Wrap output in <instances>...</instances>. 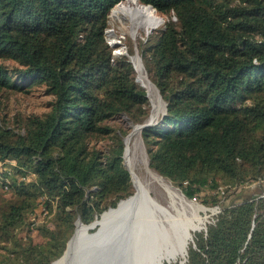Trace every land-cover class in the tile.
I'll use <instances>...</instances> for the list:
<instances>
[{"label":"trees","instance_id":"trees-1","mask_svg":"<svg viewBox=\"0 0 264 264\" xmlns=\"http://www.w3.org/2000/svg\"><path fill=\"white\" fill-rule=\"evenodd\" d=\"M120 1L0 0V264H51L78 217L134 192L124 139L151 104L105 37ZM138 1L165 16L139 44L165 104L139 132L148 166L220 206L163 264H264V0ZM34 87L44 110L9 108Z\"/></svg>","mask_w":264,"mask_h":264},{"label":"bare ground","instance_id":"bare-ground-1","mask_svg":"<svg viewBox=\"0 0 264 264\" xmlns=\"http://www.w3.org/2000/svg\"><path fill=\"white\" fill-rule=\"evenodd\" d=\"M122 16L128 18L129 23L125 28L131 34L135 33L137 27L149 29L161 23L151 7L138 0H127L113 8L111 18L120 19ZM108 33L116 47L119 40L115 38L113 29H108ZM132 60L141 85L152 96L153 84L148 80L139 56L133 55ZM152 98L154 111L160 100L154 96ZM128 138L125 157L132 173L133 194L104 211L97 218L94 230L89 231L85 225L78 223L65 255L52 264H129L125 263L127 261L123 257H114L118 248L125 249L128 238L136 243L138 250L137 257L130 264H163L182 256L192 232L204 224L205 218L200 215V210L203 211L205 207L187 199L162 175L150 169L145 160L147 178H142L134 170L129 159ZM151 182L158 183L166 190L170 196L169 205L162 204L152 195Z\"/></svg>","mask_w":264,"mask_h":264},{"label":"rangeland","instance_id":"rangeland-1","mask_svg":"<svg viewBox=\"0 0 264 264\" xmlns=\"http://www.w3.org/2000/svg\"><path fill=\"white\" fill-rule=\"evenodd\" d=\"M126 1L127 0H122V1L118 2L117 4H115L112 7V9H111V11L109 13L108 26H107V28L105 30V37H106V40H107V42L109 44L113 43L112 40H111V35L108 33V29H113L115 38L119 40L118 45L116 47L113 46L114 50L118 51L120 54H124V53L126 54L127 53V54L131 55V58H132L133 55L136 54L135 52H137V55L141 59L139 44L144 42L146 40V38L148 37V35L151 34L153 30L159 29V28H161L163 26L164 21H165V16H163L162 14H160V13H158V12H156L154 10L156 12V14L160 17L161 23L154 25L155 28L152 29V30H150L151 28L145 29L144 27H137L135 33L131 34L125 28V25L127 23H129L127 17H126L127 19L124 18L125 16L124 17L122 16V18L120 17V19L111 18V12H112L113 8L115 6H117L119 3H121V2L124 3ZM130 50H131V52H130ZM140 61H141V65L144 68L142 59ZM135 70H136V73H137L136 74L137 81L140 82V80L138 78L137 69H135ZM145 74H146V72H145ZM140 84H141V82H140ZM153 88H154V91H153L152 96L146 90L147 91V96H148L150 104H151V113H150V115L154 114V116L151 118V122L152 123H154L157 120H159L160 117L162 116V114L165 112V104H164V102H163L158 90L156 89V87L154 85H153ZM39 90L40 89H38V87H34L30 91V93H28V94L15 93V94L11 95L10 101L8 102L9 108L11 110H14L16 107L24 109V110H40V111L44 110V108H45L44 107V102L47 99V97L41 95ZM153 96L156 99L159 98L158 101L160 100V102H158V104H157V108H155L154 111H153V101H152L153 100V98H152ZM150 115H149V117H150ZM149 117H148V119H149ZM148 119H147V121H148ZM135 126L136 125H134L132 127V129L130 130V132L128 133L129 136H130V137L128 136L129 137L128 138V146L130 145L129 146V153H130L129 154V159H130V161L133 164L134 170L142 178H147L146 166H145V163L143 162V160H145V162H146V164L148 166L147 155H146V151H145V148H144V145H143L140 133H139L140 129L139 128H134ZM125 147H126V144H125ZM124 162L126 163L127 166L129 165V163L126 160V157L124 159ZM128 168H129V166H128ZM164 179L168 180L171 183V185L174 188H176L178 191H180L181 194H182V191L180 190V188L178 186L173 184L168 178L164 177ZM149 185H150V190H151L152 195L155 196L156 199L159 200V202H161L162 204L169 205L170 196L166 192V190L162 186H160L158 183H156V182H151ZM257 185L258 184L256 183V181L252 182L250 184V188L253 189ZM186 198L189 199V200L190 199L194 200V201H196L198 203H201V204H203L204 206L207 207L203 211L200 210V215L205 218L204 219L205 221H204V224L201 226V228H199V229H197V230L192 232V236L194 238V233L195 232L202 230L204 226L206 227L207 223H209V222H211L213 220V216L215 214H217V212L220 210V206L219 205H206V204L202 203L201 200H199V198H188V197H186ZM230 198H231L230 196L226 197L224 199V202H228V200ZM30 218L37 222V221L40 220L41 216L37 217L33 213L32 215H30ZM92 230H94V228L89 229V231H92ZM188 245H189V243H188ZM182 260H183L182 256H177L175 259L170 260L169 263L174 262V261H179L180 263H184V262H181ZM164 262H166V261H164Z\"/></svg>","mask_w":264,"mask_h":264},{"label":"water","instance_id":"water-1","mask_svg":"<svg viewBox=\"0 0 264 264\" xmlns=\"http://www.w3.org/2000/svg\"><path fill=\"white\" fill-rule=\"evenodd\" d=\"M146 6H148V7H151L153 10H155L151 5H149V4H145ZM111 11V10H110ZM109 22V21H108ZM155 27H153V28H151L150 30H152V29H154ZM110 45L111 46H114L115 44H113V43H110ZM113 53L114 54H120L118 51H116V50H113ZM136 54H137V52H135ZM127 54V53H126ZM128 56H129V60L133 63V60H132V58H131V55H129V54H127ZM140 58V57H139ZM141 60V59H140ZM133 66H134V68L136 69V67H135V64L133 63ZM136 80H137V78H136ZM151 118H152V116L150 115V117H149V119H148V121L147 122H144V123H141V124H136V126L134 127V128H139V129H141L143 126H146V125H148V124H150V123H152L151 122ZM128 136H129V134H127V136L125 137V139H124V142H125V144H126V140H127V138H128ZM125 148L126 147H124V152H123V161H124V159H125ZM124 165H125V167L129 170V172H130V175H131V181H132V173H131V170L128 168V166L126 165V163L124 162ZM182 194L184 195V193L182 192ZM132 195V194H131ZM131 195H129L128 197H126V198H129ZM185 196V195H184ZM126 198H123V199H126ZM122 200V199H121ZM120 202V200L118 201V203ZM117 203V204H118ZM201 204V203H200ZM203 207H205V208H207L206 206H204L203 204H201ZM109 208H112V207H109ZM108 208V209H109ZM108 209H106V210H108ZM105 210V211H106ZM104 212V211H103ZM102 212V213H103ZM102 213L99 215V217H101V215H102ZM98 217V218H99ZM97 218H95L93 221H91L90 223H84V222H82L81 221V219L78 217L77 219H76V221H75V228H74V231H73V233H72V235L70 236V238L68 239V241H67V243H66V247H65V249H64V251H63V253L61 254V256L60 257H58L57 259H55L53 262H55V261H57V260H59L60 258H62L64 255H65V253H66V251H67V249H68V247H69V245H70V241L72 240V238L74 237V234H75V229H76V226H77V224L79 223V224H83V225H85L88 229H91V228H93L94 227V225L97 223ZM203 229H206V227L204 226L203 227ZM89 233H91V232H89ZM189 242H193V236L191 235V237H190V241ZM127 246L125 247V249H120V248H118V250L119 251H117L116 250V253L117 254H114V257H123L124 259L123 260H125V261H127V262H125V263H132L133 261H134V259L137 257V255H138V250H137V247H136V243L135 242H133V240L132 239H130V238H128V241H127V244H126ZM188 246V245H187ZM186 256H187V247H186V249H185V251H184V254L182 255V258H183V260L181 261V262H185V260H186ZM52 262V263H53ZM166 262H170V260H168V261H166ZM51 263V264H52Z\"/></svg>","mask_w":264,"mask_h":264},{"label":"built area","instance_id":"built-area-1","mask_svg":"<svg viewBox=\"0 0 264 264\" xmlns=\"http://www.w3.org/2000/svg\"><path fill=\"white\" fill-rule=\"evenodd\" d=\"M257 184H262L264 186V178H260L256 181ZM264 195V192L262 193Z\"/></svg>","mask_w":264,"mask_h":264}]
</instances>
